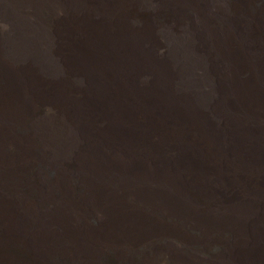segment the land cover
Wrapping results in <instances>:
<instances>
[{"label":"bare ground","instance_id":"1","mask_svg":"<svg viewBox=\"0 0 264 264\" xmlns=\"http://www.w3.org/2000/svg\"><path fill=\"white\" fill-rule=\"evenodd\" d=\"M161 240L264 264V0H0V264Z\"/></svg>","mask_w":264,"mask_h":264},{"label":"rangeland","instance_id":"2","mask_svg":"<svg viewBox=\"0 0 264 264\" xmlns=\"http://www.w3.org/2000/svg\"><path fill=\"white\" fill-rule=\"evenodd\" d=\"M162 241V240H161ZM171 243L168 241L165 243L162 241V245L158 246V250L151 255L147 250L146 246L145 249L148 251H141L140 248L137 250L138 255H136V251L134 252V256L128 255V257L124 256V253L118 254L115 250H107L104 253H100L98 257L99 263L98 264H192L195 262H188L184 258L178 257L171 249ZM220 246V245H219ZM218 245H214L211 248L212 258H207L201 256L203 262L197 264H222L218 261L219 253H218ZM148 247H152L149 245ZM62 261H51L48 264H89L86 261L80 260L81 258H66L64 256L61 257ZM200 261V259H199Z\"/></svg>","mask_w":264,"mask_h":264}]
</instances>
